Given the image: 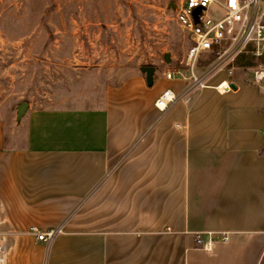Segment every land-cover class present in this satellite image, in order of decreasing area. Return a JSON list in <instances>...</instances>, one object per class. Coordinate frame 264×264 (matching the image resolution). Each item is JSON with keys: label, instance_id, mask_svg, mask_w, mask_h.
<instances>
[{"label": "crops", "instance_id": "crops-1", "mask_svg": "<svg viewBox=\"0 0 264 264\" xmlns=\"http://www.w3.org/2000/svg\"><path fill=\"white\" fill-rule=\"evenodd\" d=\"M185 54L167 70L189 75ZM161 73L153 93L136 77L94 106L29 108L20 147L0 124V264H264V85L213 68L163 113L189 82Z\"/></svg>", "mask_w": 264, "mask_h": 264}, {"label": "rangeland", "instance_id": "rangeland-1", "mask_svg": "<svg viewBox=\"0 0 264 264\" xmlns=\"http://www.w3.org/2000/svg\"><path fill=\"white\" fill-rule=\"evenodd\" d=\"M179 2L0 0V124L8 147L24 145L29 108L94 106L109 88L146 79L143 66L160 68L166 78L173 70L166 65L185 52L187 58L189 38L176 20ZM242 64L236 61L237 71L252 75ZM198 66L194 73L204 75L212 58ZM23 103L28 106L19 116Z\"/></svg>", "mask_w": 264, "mask_h": 264}, {"label": "built area", "instance_id": "built-area-1", "mask_svg": "<svg viewBox=\"0 0 264 264\" xmlns=\"http://www.w3.org/2000/svg\"><path fill=\"white\" fill-rule=\"evenodd\" d=\"M176 20L189 38L184 66L190 74L187 75L183 68L173 69L167 71L166 79L181 78L189 83L180 94L172 89L165 90L155 102L158 110L167 112L180 100L190 103L195 91L208 86L205 76L213 68L229 66L235 70L238 68L236 61L244 55L257 60V64L241 68L250 69L253 82L264 85V0H234V4L233 0H207V3L198 0L196 6H192L191 0H180ZM204 57L213 59L212 66L200 76L194 71ZM61 232V228L45 233L36 227L29 230L38 240L45 242H51ZM196 242L204 249L213 245V240L204 243L200 236Z\"/></svg>", "mask_w": 264, "mask_h": 264}, {"label": "water", "instance_id": "water-1", "mask_svg": "<svg viewBox=\"0 0 264 264\" xmlns=\"http://www.w3.org/2000/svg\"><path fill=\"white\" fill-rule=\"evenodd\" d=\"M199 10H197V12H199ZM141 71L146 74L147 76V83L148 85L151 87L153 86L154 84V74L156 72V67L155 66H143L141 68ZM28 104L27 103H23L21 106H20V109H19V116H21L22 114H24V111L26 110Z\"/></svg>", "mask_w": 264, "mask_h": 264}, {"label": "trees", "instance_id": "trees-1", "mask_svg": "<svg viewBox=\"0 0 264 264\" xmlns=\"http://www.w3.org/2000/svg\"><path fill=\"white\" fill-rule=\"evenodd\" d=\"M212 61H213V59H212ZM238 63L240 64V66L243 65L242 63H244L245 66H247V67L255 65V63H253V62L252 63L249 62V60L247 59V55H244V56L239 57ZM5 148L6 149H10V147H8L7 140L5 141Z\"/></svg>", "mask_w": 264, "mask_h": 264}, {"label": "clouds", "instance_id": "clouds-1", "mask_svg": "<svg viewBox=\"0 0 264 264\" xmlns=\"http://www.w3.org/2000/svg\"><path fill=\"white\" fill-rule=\"evenodd\" d=\"M198 0H191L192 6H196ZM205 3H207V0H205Z\"/></svg>", "mask_w": 264, "mask_h": 264}, {"label": "snow or ice", "instance_id": "snow-or-ice-1", "mask_svg": "<svg viewBox=\"0 0 264 264\" xmlns=\"http://www.w3.org/2000/svg\"><path fill=\"white\" fill-rule=\"evenodd\" d=\"M233 4H234V0H233Z\"/></svg>", "mask_w": 264, "mask_h": 264}]
</instances>
